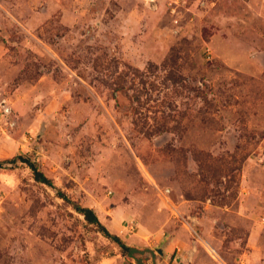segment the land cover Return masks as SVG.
<instances>
[{
    "label": "rangeland",
    "instance_id": "rangeland-1",
    "mask_svg": "<svg viewBox=\"0 0 264 264\" xmlns=\"http://www.w3.org/2000/svg\"><path fill=\"white\" fill-rule=\"evenodd\" d=\"M179 2L0 0V160L139 250L17 162L0 264H264V0Z\"/></svg>",
    "mask_w": 264,
    "mask_h": 264
},
{
    "label": "trees",
    "instance_id": "trees-1",
    "mask_svg": "<svg viewBox=\"0 0 264 264\" xmlns=\"http://www.w3.org/2000/svg\"><path fill=\"white\" fill-rule=\"evenodd\" d=\"M17 162H22L31 169L34 180L36 182L56 189L57 195L61 197L63 200H65L66 202H69L77 212L83 214L88 224L96 226L97 229L100 232H102V234L105 237L117 243L122 249V252H123L122 254L126 253L132 257L135 252L139 251L138 248L127 245L118 235L110 233L109 230L100 222L96 212L92 208L82 206L77 202L71 201L63 191H61L59 188L55 186L52 178L47 176L38 167V165L33 160H31V158L25 155H18L11 159L0 160V168H6L7 165H15Z\"/></svg>",
    "mask_w": 264,
    "mask_h": 264
},
{
    "label": "built area",
    "instance_id": "built-area-1",
    "mask_svg": "<svg viewBox=\"0 0 264 264\" xmlns=\"http://www.w3.org/2000/svg\"><path fill=\"white\" fill-rule=\"evenodd\" d=\"M173 3H175L176 5H178L180 2H179V0H173ZM174 11H175V9L172 8V12H174ZM261 221L264 222V217H262Z\"/></svg>",
    "mask_w": 264,
    "mask_h": 264
},
{
    "label": "water",
    "instance_id": "water-1",
    "mask_svg": "<svg viewBox=\"0 0 264 264\" xmlns=\"http://www.w3.org/2000/svg\"><path fill=\"white\" fill-rule=\"evenodd\" d=\"M156 251H157L159 254H161V255H163V253H164L163 250H162V248H157ZM152 255L155 256V253H154L153 251H152Z\"/></svg>",
    "mask_w": 264,
    "mask_h": 264
}]
</instances>
